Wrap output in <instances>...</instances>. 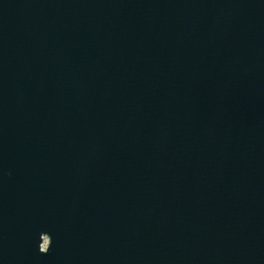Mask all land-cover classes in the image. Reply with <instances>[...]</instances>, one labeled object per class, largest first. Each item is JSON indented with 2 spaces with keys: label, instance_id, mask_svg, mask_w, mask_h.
<instances>
[{
  "label": "water",
  "instance_id": "1",
  "mask_svg": "<svg viewBox=\"0 0 264 264\" xmlns=\"http://www.w3.org/2000/svg\"><path fill=\"white\" fill-rule=\"evenodd\" d=\"M0 264H264V0H0Z\"/></svg>",
  "mask_w": 264,
  "mask_h": 264
},
{
  "label": "clouds",
  "instance_id": "2",
  "mask_svg": "<svg viewBox=\"0 0 264 264\" xmlns=\"http://www.w3.org/2000/svg\"><path fill=\"white\" fill-rule=\"evenodd\" d=\"M38 249H39V247H38ZM48 249H49V247H48ZM48 249L45 252H43V253H46L48 251Z\"/></svg>",
  "mask_w": 264,
  "mask_h": 264
}]
</instances>
